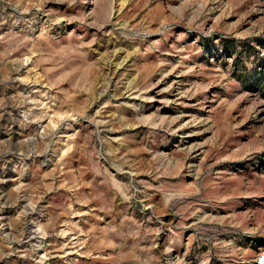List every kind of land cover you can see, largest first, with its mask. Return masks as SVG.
Returning <instances> with one entry per match:
<instances>
[{
    "label": "rangeland",
    "instance_id": "rangeland-1",
    "mask_svg": "<svg viewBox=\"0 0 264 264\" xmlns=\"http://www.w3.org/2000/svg\"><path fill=\"white\" fill-rule=\"evenodd\" d=\"M0 264H264V0H0Z\"/></svg>",
    "mask_w": 264,
    "mask_h": 264
},
{
    "label": "bare ground",
    "instance_id": "bare-ground-1",
    "mask_svg": "<svg viewBox=\"0 0 264 264\" xmlns=\"http://www.w3.org/2000/svg\"><path fill=\"white\" fill-rule=\"evenodd\" d=\"M25 65V64H24ZM22 67H24V66H22ZM25 68V67H24ZM15 72V71H14ZM17 74H18V72H17ZM11 79V78H10ZM14 80L15 81H17L18 83H19V80H20V78L18 79V77L17 76H15L14 77ZM36 81V80H35ZM21 82L22 81H20V84H21ZM37 83V82H36ZM29 89V88H28ZM37 93V92H36ZM27 97V96H26ZM23 100V99H22ZM24 100H26V98L24 99ZM37 100V99H36ZM28 101V100H27ZM33 102V101H32ZM37 103V102H36ZM25 104V103H24ZM20 106V105H19ZM24 106V105H23ZM27 106V105H26ZM22 107V106H21ZM43 108V107H42ZM5 110V109H4ZM3 110V111H4ZM23 111V110H22ZM25 111V110H24ZM67 114V113H66ZM65 115V114H64ZM59 116V115H58ZM61 116V115H60ZM62 117V116H61ZM72 118V117H71ZM48 121V120H47ZM61 123V122H60ZM55 125V124H54ZM58 128V127H57ZM54 129V128H53ZM56 129V128H55ZM34 138V137H33ZM30 202V201H29ZM34 206V205H33ZM29 207V206H28ZM27 210V209H26ZM37 225H35V220L33 221V222H31V221H29L28 223H27V230L26 231H28V233L27 234H29V235H31V236H34V238H35V236L38 234V232H39V229L38 228H35ZM35 228V229H34ZM4 230V229H3ZM64 233V232H63ZM28 238V237H27ZM20 239V238H19ZM81 239V238H80ZM11 242V241H10ZM62 244V243H61ZM70 246V245H69ZM68 246V247H69ZM40 247V246H39ZM30 254H31V252H30Z\"/></svg>",
    "mask_w": 264,
    "mask_h": 264
}]
</instances>
